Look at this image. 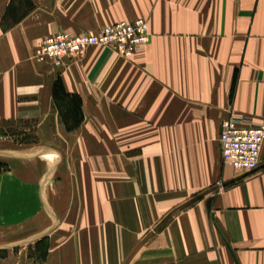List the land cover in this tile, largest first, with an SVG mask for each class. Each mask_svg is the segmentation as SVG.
Returning <instances> with one entry per match:
<instances>
[{
    "label": "crops",
    "instance_id": "obj_1",
    "mask_svg": "<svg viewBox=\"0 0 264 264\" xmlns=\"http://www.w3.org/2000/svg\"><path fill=\"white\" fill-rule=\"evenodd\" d=\"M136 19L151 38L131 59L34 58L56 33ZM58 109L110 153H93L80 224L0 264H264V148L246 173L219 142L230 115L264 126V0H0V115L64 127Z\"/></svg>",
    "mask_w": 264,
    "mask_h": 264
},
{
    "label": "rangeland",
    "instance_id": "obj_2",
    "mask_svg": "<svg viewBox=\"0 0 264 264\" xmlns=\"http://www.w3.org/2000/svg\"><path fill=\"white\" fill-rule=\"evenodd\" d=\"M55 112L64 127L0 115V256L34 247L30 253L43 259L53 231L70 232L80 224L86 207L79 201L84 182L92 181L93 153H110L108 141L78 140L81 111Z\"/></svg>",
    "mask_w": 264,
    "mask_h": 264
},
{
    "label": "built area",
    "instance_id": "obj_3",
    "mask_svg": "<svg viewBox=\"0 0 264 264\" xmlns=\"http://www.w3.org/2000/svg\"><path fill=\"white\" fill-rule=\"evenodd\" d=\"M149 25L144 19L121 21L96 33L72 34L59 32L47 39L35 51L39 63L61 68L67 60L83 57L96 46L109 47L121 57L131 59L150 42ZM219 142L225 164L250 173L260 167L264 148V126L248 125L245 120L230 115L220 125Z\"/></svg>",
    "mask_w": 264,
    "mask_h": 264
}]
</instances>
